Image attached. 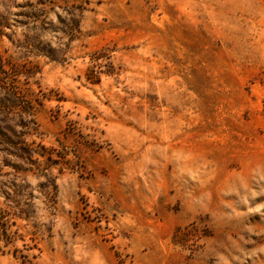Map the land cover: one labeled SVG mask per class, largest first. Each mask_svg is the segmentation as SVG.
Masks as SVG:
<instances>
[{
    "label": "rangeland",
    "instance_id": "1",
    "mask_svg": "<svg viewBox=\"0 0 264 264\" xmlns=\"http://www.w3.org/2000/svg\"><path fill=\"white\" fill-rule=\"evenodd\" d=\"M11 87L0 264H264V0H0Z\"/></svg>",
    "mask_w": 264,
    "mask_h": 264
},
{
    "label": "trees",
    "instance_id": "2",
    "mask_svg": "<svg viewBox=\"0 0 264 264\" xmlns=\"http://www.w3.org/2000/svg\"><path fill=\"white\" fill-rule=\"evenodd\" d=\"M5 72V71H4ZM11 73L17 75V70L12 69ZM12 112V117L2 119V113ZM31 105L29 101H23L15 87H11L8 99H0V152L4 151L8 158L17 159L22 163L34 161L30 144L24 138V133L16 129L27 127L29 122ZM24 114V115H23ZM6 146V147H5Z\"/></svg>",
    "mask_w": 264,
    "mask_h": 264
}]
</instances>
